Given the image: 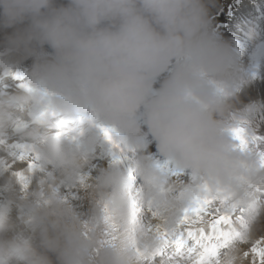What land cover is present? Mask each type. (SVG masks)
Listing matches in <instances>:
<instances>
[{"label": "clouds", "instance_id": "obj_1", "mask_svg": "<svg viewBox=\"0 0 264 264\" xmlns=\"http://www.w3.org/2000/svg\"><path fill=\"white\" fill-rule=\"evenodd\" d=\"M212 3L0 0V264H264V111Z\"/></svg>", "mask_w": 264, "mask_h": 264}, {"label": "rangeland", "instance_id": "obj_2", "mask_svg": "<svg viewBox=\"0 0 264 264\" xmlns=\"http://www.w3.org/2000/svg\"><path fill=\"white\" fill-rule=\"evenodd\" d=\"M263 4H264V0H213V3L209 6L210 7V19L212 21V26L215 27V25L218 24L219 22L226 23L227 27H226V30L224 31V33H221L222 28H220L217 31V33L220 35L222 40H224L226 43L230 44L231 42H233V40H235L233 32L231 30L233 25H231V24L233 23V24H237V25L242 26V21H241L242 14L238 13V8L246 5L245 8L247 7V9H249L250 7H253V6H256V7L263 6ZM234 6H237L236 11L234 9ZM229 7H230V10H232V12L234 11L232 17L227 16V13H225V12H222V13L220 12V9L225 10V9H228ZM250 15L254 16V14L252 12L250 13ZM262 21L260 22L259 27L264 28V24H263L264 21L263 22ZM250 26L251 25H249L247 27V30H251ZM7 35H8L7 32L0 31V56L6 55V53L2 54V52H4V51L6 52ZM243 35L245 37L248 36L247 34H244V33H243ZM251 47H252L251 42H248L247 48H244V47L241 48L239 56L240 57L243 56L245 54V49H248ZM254 60L258 65V68H256V69L260 70V69L264 68V50L263 49L257 50V53L255 54V57H254ZM240 64H241V67L244 68L245 70H247L250 74H251L252 70H254V69L250 70L246 66V63L244 62V60H242V59H240ZM244 90H245V88L242 84L240 91L237 93V96L233 99L234 107L236 109H242L243 107L248 106V105H257V106H260L262 108V111H264V94H262V95L261 94H259V95L258 94H252V96H251L250 95L251 93L246 92L243 95ZM259 123L261 126V131H264V121H259ZM151 146H153L154 148L152 147V149H151ZM149 151L152 152L153 155H157L156 154L157 151H156V147H155L154 142L152 144H150ZM104 161H105V163H108L107 159L98 158L96 161H94L95 167L99 168V167L106 166L104 163H102ZM173 170L178 171V169H175V167H173ZM181 175L185 179V181H187L189 179V176L187 173H181ZM4 199H5L4 196L0 195V203H4ZM74 204H76L77 207H79L82 211H86V205H81L80 202L78 200H76L75 198H74ZM7 214H8L9 223L13 227V232L21 231L23 228V224H22V220H21V215H22L21 210L15 204H13V205L9 206ZM259 226H258L259 232L261 234H264V219L261 220ZM261 228H263V229L261 230ZM167 253L171 254V250H169ZM170 257H167V258L165 257L166 258L165 260L170 259ZM161 259L162 258L158 257L156 260V264H160Z\"/></svg>", "mask_w": 264, "mask_h": 264}, {"label": "bare ground", "instance_id": "obj_3", "mask_svg": "<svg viewBox=\"0 0 264 264\" xmlns=\"http://www.w3.org/2000/svg\"><path fill=\"white\" fill-rule=\"evenodd\" d=\"M245 6H241L238 8V13L242 14V18H241L242 26L237 25V24H233V23L231 24V25H233L231 30L233 32L235 40H233V42H231L229 45H231L240 54L241 48L242 47L247 48L248 42H251L252 47L245 49V54L241 57L239 56L240 59L244 60V62L246 63V66L250 70L254 69L251 72V74L254 73V76L252 78L246 80L243 83V86L245 88L243 95L246 92L251 93L250 94L251 96H252V94H258V95L261 94L262 95V94H264V68H262L260 70L256 69V68H258V65L255 62L254 57H255V54L257 53L258 49L264 50V33H263L264 31L261 30V27H259L262 19L264 21V4H263V6H259V7L253 6V7H250L249 9H247V7L245 8ZM234 9L236 11L237 6H234ZM251 12L254 14V16L250 15ZM249 25H251L250 26L251 30H247V27ZM262 29H264V28H262ZM243 33L247 34L249 37L248 36H247L248 38L245 37L243 35ZM31 63H32V60L28 59L27 61L24 62V66L28 67L31 65ZM153 146H151V149ZM156 154L158 155V153H156ZM102 163H104L106 166L108 164V163H105V161ZM262 229L263 228H261V230ZM185 236H186V233H185ZM188 243H189V246H191V244L193 242L191 240H189ZM170 256H171V254L166 253L163 258L166 259L167 257H170Z\"/></svg>", "mask_w": 264, "mask_h": 264}, {"label": "snow or ice", "instance_id": "obj_4", "mask_svg": "<svg viewBox=\"0 0 264 264\" xmlns=\"http://www.w3.org/2000/svg\"><path fill=\"white\" fill-rule=\"evenodd\" d=\"M213 202L211 200H205L203 202H197L196 206L193 207L192 209V212L194 213L195 215V218L197 220H200L204 217V215L207 213V214H210L213 210L211 209V204ZM223 219L222 217H216L215 220H216V223H221L223 222ZM190 222V221H188ZM215 226V224H213V227ZM189 237H192L193 236V233L190 231L188 233ZM184 246V242L182 240H178L177 241V250H181ZM259 250L257 249H253V252H258ZM262 258H264V252H261L260 253Z\"/></svg>", "mask_w": 264, "mask_h": 264}]
</instances>
